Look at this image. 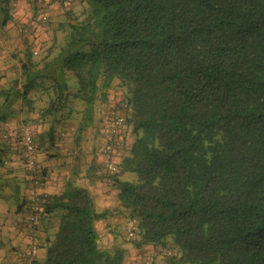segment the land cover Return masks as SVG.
Returning <instances> with one entry per match:
<instances>
[{"label": "trees", "instance_id": "obj_1", "mask_svg": "<svg viewBox=\"0 0 264 264\" xmlns=\"http://www.w3.org/2000/svg\"><path fill=\"white\" fill-rule=\"evenodd\" d=\"M75 1L81 9L66 12L75 23L63 45L50 53L54 34L41 62L28 54L20 79L0 87V110L32 106L31 94L45 91L40 118L56 120L70 74L81 134L116 81L134 139L113 174L101 165L116 175L137 245L170 241V264H264V0ZM41 206L42 217L58 215L57 230L44 260L29 264H124V250L100 247L95 224L108 212L87 190L68 182L61 194L42 195Z\"/></svg>", "mask_w": 264, "mask_h": 264}, {"label": "rangeland", "instance_id": "obj_2", "mask_svg": "<svg viewBox=\"0 0 264 264\" xmlns=\"http://www.w3.org/2000/svg\"><path fill=\"white\" fill-rule=\"evenodd\" d=\"M54 2L58 3L59 6L60 19H58L57 23L60 26L57 32L53 33L57 38L55 49L50 52L53 55L65 42L66 34L69 31V27H67L68 24L75 23L73 18L66 15V12L73 10V12L78 13L81 9V6L75 0H71V5L68 6L69 8L64 7L57 0H54ZM49 24L51 23L47 25ZM64 25H66V27L62 29ZM48 36L51 42L52 35L49 34ZM47 52L48 49L45 48L41 54L33 56V60L41 62ZM18 63L19 68L16 69V72H13L7 88L5 89H9L14 80L20 79V68L23 61L20 60ZM67 85L70 94L69 101L66 108L57 114L56 120L49 121L48 119L41 120L40 118L49 99L45 91H37V94H31V97L34 98L32 106L22 105V102L18 101L11 108L0 110V114H6V120L14 119L13 131L19 130L21 126H29L32 129L35 134L37 151L43 155L41 162L43 161V163L47 162L51 164L50 166L41 167L40 164H43L37 163L39 175L41 174L40 170L44 175H52L51 182L54 183L52 187L58 184V187H56L58 189H55L56 194H61L68 182L72 183L73 186L77 188L87 190L89 194L97 190H104L107 192V198L105 199L106 206L103 208L107 210L108 215L95 224L98 233V243L101 248L106 250H112V248L124 250V264H170L169 257L177 256L175 250L170 246V241L164 248H154L149 245L138 246V234L127 232L126 227L128 221L131 219H129L117 202V191L112 185V180L116 175L109 176L102 168L101 164L103 160L101 159L100 161L94 154L95 147H100L105 142L107 130L104 126V119L110 107L115 106L120 113L125 115V106L122 102V88L117 85L116 81L113 82L107 92L108 98L100 104H95L92 124L84 132L78 134V126L82 120V105L79 101L72 98L74 92L77 90V83L75 78L70 74L67 75ZM1 101H3V99H0V103ZM68 110H70V112ZM31 116H34L35 119ZM39 123L44 126L37 128ZM49 128L53 129V143L49 140L50 137L47 136ZM7 133L8 132H6V137H3L4 140L9 139ZM121 139L124 148L122 150H117V154L114 158L116 162H119V154H121V156H124L125 153L127 154L128 151L124 149L127 148V146H131L133 142L134 138L129 124H126L124 130L121 131ZM2 140H0V148H6V144L4 145V141ZM7 150L9 152L8 158L10 162H14L15 160L11 159L13 156L12 151L9 148H7ZM3 169L6 170V167ZM126 180L137 182V175L135 173H127ZM18 188H20V190L22 189L21 186ZM95 199L97 203L100 202L99 197ZM48 218L46 223L51 233L49 236H51L53 240V234H55L57 230L58 215L53 214ZM36 259L42 261L43 256H39V258L37 256Z\"/></svg>", "mask_w": 264, "mask_h": 264}, {"label": "crops", "instance_id": "obj_3", "mask_svg": "<svg viewBox=\"0 0 264 264\" xmlns=\"http://www.w3.org/2000/svg\"><path fill=\"white\" fill-rule=\"evenodd\" d=\"M39 1L43 5H40L38 0H0V42L4 50L0 51L1 88H7L11 75L19 68L18 62L20 60L24 63L32 50H37L38 54H41L45 48L49 49L53 43V40L51 42L49 41L48 35L51 34L53 38L55 29H59L60 25L57 23L58 19H60L59 6L58 3L52 0ZM6 2L8 3L7 6ZM2 6H6L8 15H10L5 25L2 23L5 16V13L1 11ZM40 11L45 12L48 16V22L46 24L39 22L37 19ZM48 23L51 24L47 25ZM19 27L26 28L28 33L24 34L20 32ZM31 117L35 119L34 116ZM14 122V119L0 121V140L4 136L6 137V132L9 135V139L2 140L4 141V145L6 144V148H0V159L3 160V165H1L0 161V264H29L32 257L34 260L39 261L36 257L43 256L44 260L46 247L48 246V242L52 240V237L49 236L51 233L46 223L49 216L45 215L38 225L39 244L37 253L31 258L20 261L13 260V252L16 250L24 251L27 245L26 230L22 223V217L24 216L23 212L28 188V181L24 172L25 161L21 158L16 144L17 132L19 130L13 131ZM41 126L43 127L44 125L39 123L37 128H41ZM34 135L33 133V139L36 142ZM7 148L12 151L13 156L11 159L15 160L14 162H10ZM97 148L99 147H95L94 154L101 161L102 158ZM120 156L121 154L118 157ZM33 157L36 166L37 163H42L43 165L40 164L41 167L51 165L47 162H41L43 155L38 153L37 149L34 151ZM5 167L6 170L3 169ZM40 172L42 173L41 170ZM50 175L43 174L41 176L39 191L42 195L48 196L50 194H56L55 189H58L56 188L58 184L52 187L54 183L51 182L52 175ZM19 186H21V190L18 188ZM90 195L94 208L98 211L104 210L103 207L106 206L105 199L107 198V192L97 190L96 192H91ZM96 197H99V203L96 202Z\"/></svg>", "mask_w": 264, "mask_h": 264}, {"label": "built area", "instance_id": "obj_4", "mask_svg": "<svg viewBox=\"0 0 264 264\" xmlns=\"http://www.w3.org/2000/svg\"><path fill=\"white\" fill-rule=\"evenodd\" d=\"M40 5L41 1L38 0ZM47 15L43 14L41 20L45 21ZM26 34L28 30L23 28L19 30ZM0 51H4L0 42ZM33 56L38 54L37 50L32 51ZM104 126L106 128L105 142L98 148L100 155L103 157V165L105 170L111 175L115 172L116 165L114 157L117 154V150L123 147V141L121 139V131L126 126L125 118L122 113L115 107H110L105 119ZM16 144L18 152L21 158L25 161V174L28 180V188L26 191V203L24 209L23 225L26 230V248L24 251L16 250L13 252V260L20 261L22 259L31 258L38 251L39 244V230L38 225L42 217V206L40 193V181L38 176L39 171L34 161L33 153L36 148V144L33 139V131L29 126H21L18 136L16 138ZM112 143V144H111ZM126 230L128 233H133L137 230V223L135 220H129Z\"/></svg>", "mask_w": 264, "mask_h": 264}, {"label": "clouds", "instance_id": "obj_5", "mask_svg": "<svg viewBox=\"0 0 264 264\" xmlns=\"http://www.w3.org/2000/svg\"><path fill=\"white\" fill-rule=\"evenodd\" d=\"M42 219V218H41Z\"/></svg>", "mask_w": 264, "mask_h": 264}]
</instances>
